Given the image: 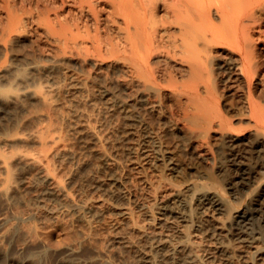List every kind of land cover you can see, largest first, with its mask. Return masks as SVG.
<instances>
[{
	"label": "bare ground",
	"instance_id": "obj_1",
	"mask_svg": "<svg viewBox=\"0 0 264 264\" xmlns=\"http://www.w3.org/2000/svg\"><path fill=\"white\" fill-rule=\"evenodd\" d=\"M58 1L55 5L45 0V19L60 52L83 48L98 60L118 62L123 87L132 89L136 106L162 116L169 110L192 136L211 130L220 131L225 139L228 164L218 171L225 177L232 173L225 185L231 194L210 169L184 185L171 182L166 171L178 170L177 163L161 146V135L148 131L143 139L153 140L157 160L167 168L149 178L143 217L118 208L127 213L129 229L127 236H119L122 242L137 250L145 248L144 258L150 264H264V93L257 92V77L264 67V33L257 28L264 24V0ZM66 7L69 20L63 15ZM47 69L29 66L30 71ZM3 71L0 199L15 200L22 176L35 169L36 186L68 207L73 198L56 178L50 154L13 145L54 141L46 136L50 128L26 131L19 118L25 101H43V96L29 88L25 71H14L3 86L1 80L12 70ZM163 90L170 95L168 110L161 100ZM227 96L239 98L235 113L250 121L251 137L229 134L233 122L225 113V107H231ZM123 116L143 129L148 125L140 113L124 110ZM90 132L97 139L95 130ZM98 151L105 157L103 149ZM245 155H251V162H244ZM80 201L82 212L91 209L87 197ZM20 232L29 236L26 228ZM139 235L145 240L141 247Z\"/></svg>",
	"mask_w": 264,
	"mask_h": 264
},
{
	"label": "rangeland",
	"instance_id": "obj_2",
	"mask_svg": "<svg viewBox=\"0 0 264 264\" xmlns=\"http://www.w3.org/2000/svg\"><path fill=\"white\" fill-rule=\"evenodd\" d=\"M58 2L51 0L55 5ZM46 11L45 0H0V73L6 67L12 70L1 84L7 86L14 71H25L29 88L43 96V101H25L19 118L24 119L26 131L50 128L46 136L54 141L13 145L48 152L56 178L73 199L67 207L36 186L35 169L24 173L17 198L10 202L0 199V264H150L141 247L143 236L138 237V250L119 237L127 236L129 230L127 213L122 211L143 217L149 178L167 168L157 160L153 140L143 136L148 131L161 135V146L178 166V170L166 171L171 182L184 185L210 169L219 174L224 190L231 194L225 185L233 179L232 173L225 177L218 171L228 164L225 139L220 131L211 130L207 135L192 136L183 121L170 116L167 90L161 94L168 110L163 116L136 106L132 89L123 87L124 73L118 62L98 60L86 55L83 48L60 52ZM69 12L68 7L63 10L68 20ZM257 28L264 33V24ZM31 64L48 69L30 71ZM257 80V92L263 94L264 67ZM229 101L231 107H225L233 122L229 134L238 139L251 137L250 121L235 113L240 109L239 98L227 96L226 103ZM124 110L140 113L148 124L146 129L126 120ZM261 155L264 158V150ZM250 156L245 155L244 162H251ZM84 196L92 207L82 212L80 199ZM21 227L29 230L27 238Z\"/></svg>",
	"mask_w": 264,
	"mask_h": 264
}]
</instances>
